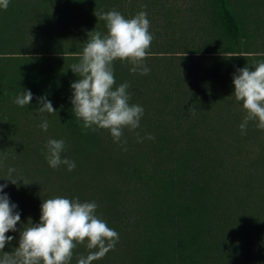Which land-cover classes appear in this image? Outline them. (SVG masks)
<instances>
[{
	"label": "trees",
	"instance_id": "16d2710c",
	"mask_svg": "<svg viewBox=\"0 0 264 264\" xmlns=\"http://www.w3.org/2000/svg\"><path fill=\"white\" fill-rule=\"evenodd\" d=\"M258 6L264 0H10L0 9V175L12 165L23 179L4 189L21 209L5 250L39 220L42 201L60 195L95 200L119 234L91 264H264V129L249 121L242 134L247 110L232 93L236 68L264 60ZM110 9L146 11L153 34L150 72L114 61L116 85L127 81L129 102L144 107L124 143L83 129L69 100L79 78L69 66L90 31L107 32L99 13ZM25 88L32 102L15 104ZM42 94L55 112L38 110ZM49 137L65 139L74 169L48 165ZM93 250L78 244L70 264Z\"/></svg>",
	"mask_w": 264,
	"mask_h": 264
},
{
	"label": "clouds",
	"instance_id": "9594fccd",
	"mask_svg": "<svg viewBox=\"0 0 264 264\" xmlns=\"http://www.w3.org/2000/svg\"><path fill=\"white\" fill-rule=\"evenodd\" d=\"M10 0H0V9H7ZM99 18L105 21L107 32L90 31L77 62L69 67L78 75L70 82L69 97L73 113L82 121L83 129H108L113 140L121 141L125 128L137 129L144 115V107L130 103L129 83L124 81L116 85L114 61H128L130 72L147 74L150 67L145 58L153 40L149 31L150 21L146 11L126 17L116 9L101 11ZM233 94L236 101H241L246 114L238 127L242 134L249 121L264 129V60L254 65L237 67L232 74ZM33 92L23 89L14 98L20 106L32 102ZM38 110L41 113L55 112L51 99L47 95L37 97ZM39 127L47 131V119ZM138 139H143L137 134ZM148 139H154L151 133H145ZM66 149L63 138L49 137L44 146V155L48 165L56 168L66 165L71 171L76 162L62 156ZM16 168L9 165L5 178L0 183V264H70L73 249L78 244L86 243L90 250L86 255H79L76 264H91L113 249L119 240L118 232L97 213L95 200H80L79 197L53 196L44 199L40 205L39 220L31 222L19 232L17 246L6 251L5 245L11 244L14 236L9 231H17V222L21 221V209L4 189L9 181L17 184L23 180L16 173Z\"/></svg>",
	"mask_w": 264,
	"mask_h": 264
},
{
	"label": "rangeland",
	"instance_id": "374dc122",
	"mask_svg": "<svg viewBox=\"0 0 264 264\" xmlns=\"http://www.w3.org/2000/svg\"><path fill=\"white\" fill-rule=\"evenodd\" d=\"M252 10H264V6H258L257 8H252ZM257 44V43H256ZM261 44L259 43V45L258 46H260Z\"/></svg>",
	"mask_w": 264,
	"mask_h": 264
}]
</instances>
